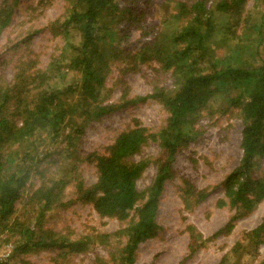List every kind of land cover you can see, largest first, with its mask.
<instances>
[{"label":"trees","instance_id":"1","mask_svg":"<svg viewBox=\"0 0 264 264\" xmlns=\"http://www.w3.org/2000/svg\"><path fill=\"white\" fill-rule=\"evenodd\" d=\"M50 1L37 0V5ZM62 1L63 12L44 25L61 42L46 65L22 61L10 80L0 79V233L9 234L11 247L0 264L51 250L57 261L99 244L110 249L109 263L134 264L139 245L160 231L159 202L165 182L175 175L177 155L199 137L201 122L223 116L241 122V155L222 180L224 198L216 205L233 209L231 220L251 212L264 199V176L255 177L264 159V0H252L251 7L249 0H145L152 20L144 26L136 0ZM19 4L2 0L0 35ZM144 28L152 34L131 48L132 32L145 35ZM148 63L169 74L170 89L153 86L149 94L132 99L123 91L112 102L106 80L113 67L127 72ZM147 99L166 114L156 131L133 121L104 155L80 156L81 141L93 123ZM149 145L156 152L139 157ZM84 160L95 162L90 184L78 172ZM149 167L154 168L150 182L138 188ZM69 189L72 200L66 197ZM208 195V189L189 184L182 189L185 204L200 203ZM73 201L91 204L100 218L114 219L119 227L81 235L54 229L52 223ZM16 205L28 208L32 218L15 214ZM188 230L194 251L203 239L193 227ZM246 235L254 248L264 242V215ZM256 264H264V256Z\"/></svg>","mask_w":264,"mask_h":264},{"label":"rangeland","instance_id":"2","mask_svg":"<svg viewBox=\"0 0 264 264\" xmlns=\"http://www.w3.org/2000/svg\"><path fill=\"white\" fill-rule=\"evenodd\" d=\"M1 2L2 0L0 4ZM136 2L137 7L144 11V26L152 20L150 7L146 6L145 0ZM252 4L253 1L249 0L247 7ZM63 5L62 0H51L43 6H38L37 0H20L11 24L0 35V79L10 80L20 62L32 59L37 68L46 65L61 42L53 38L44 29V25L63 12ZM258 12L257 8L253 15L258 16ZM216 20L221 22L222 17H217ZM154 24L160 28L157 21ZM33 29L37 32L24 40L23 37ZM144 29L147 32L145 35H141L139 29L132 32L128 40L131 48L140 38L150 37L149 33L152 34V31ZM106 85L111 92L110 100L116 102L123 91L127 92V99H132L149 94L153 86L170 89L171 80L168 73L161 72L157 65L148 63L127 72L113 67ZM165 117L159 103L152 99L118 108L86 130L79 148L80 156L91 153L104 155L115 137L133 126V121L156 131ZM241 128L240 120L233 115L220 117L214 123L201 122L198 127L201 134L195 142L179 152L174 164L175 175L164 184L157 215L160 231L154 238L139 245L134 264H256L264 256V242L254 248L250 237L246 235L261 222L264 199L251 212L234 220H231L233 209L216 205L219 199L224 198L222 180L240 159ZM156 150L154 145H149L139 157L154 154ZM78 172L85 184L94 182L95 162L81 161L78 163ZM153 174L154 168H147L137 181L138 188L147 186ZM261 176H264V159L255 174V177ZM33 184L37 185L38 180ZM186 184L195 189L206 188L209 195L200 203L185 204L182 189ZM71 191L69 189L66 195L70 200L73 199ZM15 209V214H21L24 219L32 218V212L28 208L25 210L16 205ZM228 223L230 228H226ZM50 224L47 222L48 226ZM52 225L58 231H72L80 235L110 233L119 227L118 221L114 219L100 218L91 204L77 201L62 209ZM188 227H193L195 233L203 239V245L194 251L189 249L191 241ZM8 235L0 233V256H6V259L7 255H11ZM239 243L241 246L233 251V246ZM109 252L111 251L107 246L99 244L92 246L86 253L53 261L57 254L55 250L39 251L21 258H11L9 264H112L108 262Z\"/></svg>","mask_w":264,"mask_h":264}]
</instances>
